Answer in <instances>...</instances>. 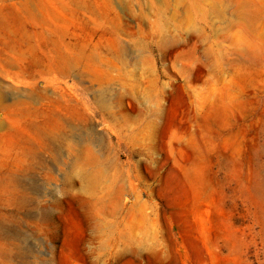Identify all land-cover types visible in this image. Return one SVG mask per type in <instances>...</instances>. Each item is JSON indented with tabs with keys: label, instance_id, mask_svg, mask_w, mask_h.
I'll return each mask as SVG.
<instances>
[{
	"label": "rangeland",
	"instance_id": "1",
	"mask_svg": "<svg viewBox=\"0 0 264 264\" xmlns=\"http://www.w3.org/2000/svg\"><path fill=\"white\" fill-rule=\"evenodd\" d=\"M0 84V264H264V0H0ZM73 106L79 137L27 134ZM76 154L115 217L66 183Z\"/></svg>",
	"mask_w": 264,
	"mask_h": 264
},
{
	"label": "bare ground",
	"instance_id": "2",
	"mask_svg": "<svg viewBox=\"0 0 264 264\" xmlns=\"http://www.w3.org/2000/svg\"><path fill=\"white\" fill-rule=\"evenodd\" d=\"M45 45L46 46L44 50L40 51V54L42 56H45L48 60L47 66H45V73L47 75L53 76L54 74H59L62 77H66V76L79 77L78 79L84 77L78 71L77 68L78 64L82 59L81 55L78 52L74 53V51L70 50L69 47L67 46L56 47V45L53 44L52 45L45 44ZM30 51H32L31 48ZM23 60L24 58H21L19 56L18 59L14 62L7 61L5 63V68L7 69V71L10 69L11 70L14 69L17 71L16 73H21L20 69L23 73L25 72L29 73L31 69H33L34 67H38L34 64H24ZM7 71H5V75H9ZM105 85H108V82L105 83ZM4 90H5L4 86L0 84V106L2 105L5 98ZM43 96L44 95L41 93L33 92L31 94H28L26 99H28V101L31 104H37L40 102ZM12 100L14 101V103L12 104L13 109H21L22 107L27 106L25 105L24 102L18 100L17 96H12ZM94 101L99 109H101L107 114H111V108L107 104V99L105 98V95H103L102 93H98L95 96ZM75 108L76 107L73 106V108L68 109L70 111L69 115L68 114L57 115L55 112H50L46 117H44L46 120L41 116H39L40 113H42L41 111L38 113L35 109H33V111H31L29 115L30 123H28V126L26 127L27 134L33 136L40 142L47 143L48 147L53 146L57 138H60L62 141H64L68 137H73L72 134H74L75 137L76 136L79 137L78 136L79 132L77 128H75V130L72 128V124H78L79 122L78 118L75 116L76 114ZM4 110H6V108H4ZM39 118L43 120L40 123L38 121ZM66 148H67L66 151H69V148L68 147ZM29 154L31 155V157H34L33 150ZM79 160H80V155L76 154L74 158L70 160V163L66 164V171H67L65 176L66 183L71 185L73 183L72 176L79 175L80 182L83 181L81 183L83 187L81 189V192L86 196L85 200L89 204L91 211L93 212L94 210H96L102 213L107 212L111 217H115L116 210H112V209L108 210L107 203L102 202V199L97 197L96 195L97 184L101 180L102 171L99 168H95L92 174L90 172H86L85 170L80 168ZM109 187L108 188L105 187L106 189L105 193L107 192V190L110 189ZM97 206H99L98 209H96Z\"/></svg>",
	"mask_w": 264,
	"mask_h": 264
}]
</instances>
